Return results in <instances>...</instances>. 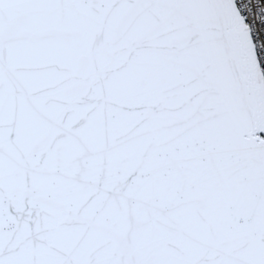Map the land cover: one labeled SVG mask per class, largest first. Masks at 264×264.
Returning <instances> with one entry per match:
<instances>
[{"label":"snow or ice","instance_id":"snow-or-ice-1","mask_svg":"<svg viewBox=\"0 0 264 264\" xmlns=\"http://www.w3.org/2000/svg\"><path fill=\"white\" fill-rule=\"evenodd\" d=\"M0 264H264V0H0Z\"/></svg>","mask_w":264,"mask_h":264}]
</instances>
